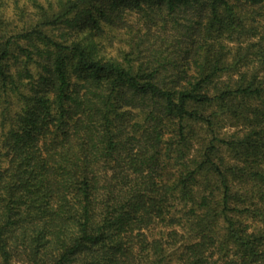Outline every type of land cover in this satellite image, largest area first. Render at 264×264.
<instances>
[{
	"label": "trees",
	"instance_id": "16d2710c",
	"mask_svg": "<svg viewBox=\"0 0 264 264\" xmlns=\"http://www.w3.org/2000/svg\"><path fill=\"white\" fill-rule=\"evenodd\" d=\"M0 264H264V0H0Z\"/></svg>",
	"mask_w": 264,
	"mask_h": 264
},
{
	"label": "rangeland",
	"instance_id": "374dc122",
	"mask_svg": "<svg viewBox=\"0 0 264 264\" xmlns=\"http://www.w3.org/2000/svg\"><path fill=\"white\" fill-rule=\"evenodd\" d=\"M126 22L132 26L134 29H138L139 27H142L143 20L140 18L136 12H128L125 16ZM115 34V35H114ZM111 35V36H110ZM107 36H109L108 44H110V52L116 56H119L120 58L123 57L122 53H126L129 51L128 41L130 39V36L126 33V31H118L115 33H110ZM107 40V39H106ZM110 42V43H109ZM226 133H232L235 131L234 128L226 127L224 130ZM181 206L175 207V209H180ZM247 223L254 228H258L259 224L252 222L250 220H247ZM172 229L175 228H169L167 227L166 223H157L154 227H152L149 231H147L148 236L150 239H159L163 238V240L169 241L170 239L167 237V234L172 231ZM177 231H180L179 228H176ZM180 245V244H179ZM167 249L169 251H175V246L171 245L168 246Z\"/></svg>",
	"mask_w": 264,
	"mask_h": 264
}]
</instances>
